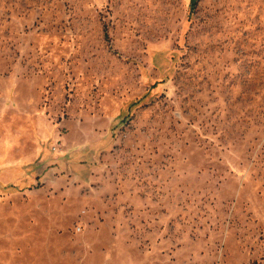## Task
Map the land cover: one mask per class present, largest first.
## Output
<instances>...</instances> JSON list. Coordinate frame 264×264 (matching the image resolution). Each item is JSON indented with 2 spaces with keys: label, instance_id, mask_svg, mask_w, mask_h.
<instances>
[{
  "label": "rangeland",
  "instance_id": "rangeland-1",
  "mask_svg": "<svg viewBox=\"0 0 264 264\" xmlns=\"http://www.w3.org/2000/svg\"><path fill=\"white\" fill-rule=\"evenodd\" d=\"M0 264H264V0H0Z\"/></svg>",
  "mask_w": 264,
  "mask_h": 264
}]
</instances>
